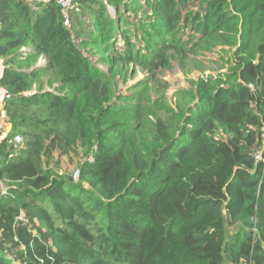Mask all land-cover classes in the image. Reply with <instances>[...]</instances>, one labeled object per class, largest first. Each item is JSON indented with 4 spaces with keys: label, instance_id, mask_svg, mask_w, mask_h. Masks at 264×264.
Returning a JSON list of instances; mask_svg holds the SVG:
<instances>
[{
    "label": "trees",
    "instance_id": "obj_1",
    "mask_svg": "<svg viewBox=\"0 0 264 264\" xmlns=\"http://www.w3.org/2000/svg\"><path fill=\"white\" fill-rule=\"evenodd\" d=\"M67 15L0 0V264H264V0H71ZM192 47H222L226 72L152 101ZM127 65L149 77L118 95Z\"/></svg>",
    "mask_w": 264,
    "mask_h": 264
},
{
    "label": "rangeland",
    "instance_id": "obj_2",
    "mask_svg": "<svg viewBox=\"0 0 264 264\" xmlns=\"http://www.w3.org/2000/svg\"><path fill=\"white\" fill-rule=\"evenodd\" d=\"M110 13L113 15L112 11ZM128 16L132 17L131 14H128ZM185 33L187 35L190 34L188 30H185ZM186 39L187 36L184 37V40ZM122 45L123 43L119 42L116 46L117 48H122ZM222 49V47H216L211 52H208L201 47H192V52L190 54L194 61H186L181 65L178 64V62H173L171 68L156 74L155 81L158 80L162 85L160 87L161 93L159 91L154 92L152 101L157 100L160 95L164 94L166 97L164 103H167L171 108H174L175 99L173 98V95L176 91L187 90L190 88V83L192 81L197 82L209 75L217 78L218 75L225 73L228 68V60L226 55L220 52ZM0 63H2L1 60ZM45 64V60H40L38 66H44ZM100 68L104 70L103 66H100ZM125 70L127 79L125 83L118 81V95L127 94L130 87L136 86L139 82L147 80L149 77V73L140 66H137L135 69L133 65H127ZM157 83L158 82H156V84ZM4 132L5 128L0 129L1 134ZM55 158L59 161L61 172H66L68 174L74 172L78 158L72 157L74 163H70L65 157L61 158L56 155Z\"/></svg>",
    "mask_w": 264,
    "mask_h": 264
},
{
    "label": "built area",
    "instance_id": "obj_3",
    "mask_svg": "<svg viewBox=\"0 0 264 264\" xmlns=\"http://www.w3.org/2000/svg\"><path fill=\"white\" fill-rule=\"evenodd\" d=\"M30 1V0H28ZM58 4L62 8V20L65 26H69V19L67 15V10L70 8L71 0H57ZM4 94H0V105L3 107ZM22 142V137L20 135H15L11 140L8 141L9 144L18 145ZM264 251V243L262 245Z\"/></svg>",
    "mask_w": 264,
    "mask_h": 264
},
{
    "label": "water",
    "instance_id": "obj_4",
    "mask_svg": "<svg viewBox=\"0 0 264 264\" xmlns=\"http://www.w3.org/2000/svg\"><path fill=\"white\" fill-rule=\"evenodd\" d=\"M3 70H4V66H3V62H2V74H3ZM1 74V75H2ZM2 77V76H1ZM0 77V79H1ZM4 93V98H7V94L5 93V91L3 90ZM12 125L11 124H7L5 127V132L3 134L0 135V142L6 140L8 138V135L12 132Z\"/></svg>",
    "mask_w": 264,
    "mask_h": 264
},
{
    "label": "crops",
    "instance_id": "obj_5",
    "mask_svg": "<svg viewBox=\"0 0 264 264\" xmlns=\"http://www.w3.org/2000/svg\"><path fill=\"white\" fill-rule=\"evenodd\" d=\"M1 74H2V63H1L0 77L2 76ZM0 94H4L3 90L1 88H0ZM6 123L9 124L6 120L5 114L3 112V107H2V105H0V129H4L5 126L7 125Z\"/></svg>",
    "mask_w": 264,
    "mask_h": 264
},
{
    "label": "bare ground",
    "instance_id": "obj_6",
    "mask_svg": "<svg viewBox=\"0 0 264 264\" xmlns=\"http://www.w3.org/2000/svg\"><path fill=\"white\" fill-rule=\"evenodd\" d=\"M0 72H1V63H0Z\"/></svg>",
    "mask_w": 264,
    "mask_h": 264
}]
</instances>
